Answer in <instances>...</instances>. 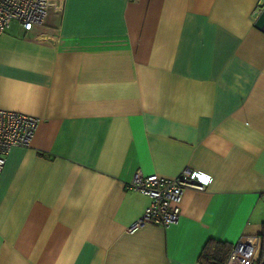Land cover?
Wrapping results in <instances>:
<instances>
[{
  "label": "crops",
  "instance_id": "1",
  "mask_svg": "<svg viewBox=\"0 0 264 264\" xmlns=\"http://www.w3.org/2000/svg\"><path fill=\"white\" fill-rule=\"evenodd\" d=\"M261 0H56L0 36V111L38 119L0 174V264H202L264 224ZM204 173L175 225L128 228L135 173Z\"/></svg>",
  "mask_w": 264,
  "mask_h": 264
},
{
  "label": "built area",
  "instance_id": "2",
  "mask_svg": "<svg viewBox=\"0 0 264 264\" xmlns=\"http://www.w3.org/2000/svg\"><path fill=\"white\" fill-rule=\"evenodd\" d=\"M56 0H0V36L12 23L24 31L43 25L48 11L55 7ZM133 2L135 0H126ZM264 10V0H261ZM38 119L21 113L0 111V174L6 156L13 148H28L38 127ZM211 178L190 168L183 169L174 178L157 175L144 176L137 172L126 188L149 199L142 216L127 230L134 233L145 225L167 228L175 225L180 217V204L188 189L204 191ZM260 247L259 236H241L233 245L225 264H252Z\"/></svg>",
  "mask_w": 264,
  "mask_h": 264
},
{
  "label": "trees",
  "instance_id": "3",
  "mask_svg": "<svg viewBox=\"0 0 264 264\" xmlns=\"http://www.w3.org/2000/svg\"><path fill=\"white\" fill-rule=\"evenodd\" d=\"M258 258L252 264H264V224L260 234ZM233 246L210 241L203 249L200 261L202 264H225Z\"/></svg>",
  "mask_w": 264,
  "mask_h": 264
},
{
  "label": "water",
  "instance_id": "4",
  "mask_svg": "<svg viewBox=\"0 0 264 264\" xmlns=\"http://www.w3.org/2000/svg\"><path fill=\"white\" fill-rule=\"evenodd\" d=\"M255 28H257L258 30H264V10H262L259 14L255 22Z\"/></svg>",
  "mask_w": 264,
  "mask_h": 264
},
{
  "label": "rangeland",
  "instance_id": "5",
  "mask_svg": "<svg viewBox=\"0 0 264 264\" xmlns=\"http://www.w3.org/2000/svg\"><path fill=\"white\" fill-rule=\"evenodd\" d=\"M53 10V9H52Z\"/></svg>",
  "mask_w": 264,
  "mask_h": 264
}]
</instances>
